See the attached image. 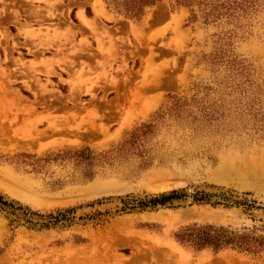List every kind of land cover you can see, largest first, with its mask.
<instances>
[{
  "label": "rangeland",
  "instance_id": "374dc122",
  "mask_svg": "<svg viewBox=\"0 0 264 264\" xmlns=\"http://www.w3.org/2000/svg\"><path fill=\"white\" fill-rule=\"evenodd\" d=\"M0 195V264H264L177 238L264 237V0H0Z\"/></svg>",
  "mask_w": 264,
  "mask_h": 264
},
{
  "label": "trees",
  "instance_id": "16d2710c",
  "mask_svg": "<svg viewBox=\"0 0 264 264\" xmlns=\"http://www.w3.org/2000/svg\"><path fill=\"white\" fill-rule=\"evenodd\" d=\"M109 7L123 14L126 18L139 21L144 16L146 10L156 5L159 0H104ZM180 195L176 191L161 194L154 197L149 202L140 201L141 208L165 206L172 201L180 199ZM202 199H198L200 202ZM0 208L7 210L14 207L4 200L0 195ZM55 219L53 224H57L60 220L57 217H50ZM52 222L49 221L48 224ZM48 226V225H45ZM182 243H190V245L198 249L213 248L219 251L226 247L237 248L242 251L250 253H257L264 250V237H255L249 234H238L226 228H215L212 226L203 228H188L183 233L177 236Z\"/></svg>",
  "mask_w": 264,
  "mask_h": 264
},
{
  "label": "bare ground",
  "instance_id": "6f19581e",
  "mask_svg": "<svg viewBox=\"0 0 264 264\" xmlns=\"http://www.w3.org/2000/svg\"><path fill=\"white\" fill-rule=\"evenodd\" d=\"M80 13H82V12H80ZM80 17H82V16L80 15ZM83 17H85V16L83 15ZM83 17H82V19H84ZM82 19H81V20H82ZM85 21H86V20H85Z\"/></svg>",
  "mask_w": 264,
  "mask_h": 264
},
{
  "label": "crops",
  "instance_id": "0c3cea01",
  "mask_svg": "<svg viewBox=\"0 0 264 264\" xmlns=\"http://www.w3.org/2000/svg\"><path fill=\"white\" fill-rule=\"evenodd\" d=\"M86 14V13H85Z\"/></svg>",
  "mask_w": 264,
  "mask_h": 264
}]
</instances>
